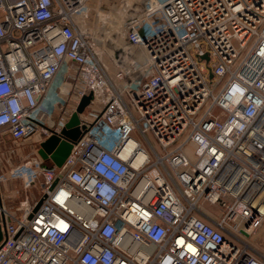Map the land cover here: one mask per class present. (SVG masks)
I'll return each mask as SVG.
<instances>
[{
    "label": "built area",
    "instance_id": "1",
    "mask_svg": "<svg viewBox=\"0 0 264 264\" xmlns=\"http://www.w3.org/2000/svg\"><path fill=\"white\" fill-rule=\"evenodd\" d=\"M102 11L0 0V134L68 140L92 95L61 167H10L43 202L0 199V264H264V0H143L120 30L145 56L113 73Z\"/></svg>",
    "mask_w": 264,
    "mask_h": 264
},
{
    "label": "rangeland",
    "instance_id": "2",
    "mask_svg": "<svg viewBox=\"0 0 264 264\" xmlns=\"http://www.w3.org/2000/svg\"><path fill=\"white\" fill-rule=\"evenodd\" d=\"M142 3L143 0H90V18L86 22L85 28H88V30L91 29V31L96 30L98 14L101 10H103L102 12L113 16V22L108 23V29L109 31L114 32L109 33V37L106 38L107 40L103 43L105 51L104 54H102L103 61L112 73L115 71L113 60H117L120 64L126 66L132 63L134 58L136 62V60H143L145 56L144 52L139 47H133L128 44L124 36V29L120 30V27H122L123 23L122 20L126 19L127 15H129L132 9H135L136 7L140 8ZM123 4L125 6L126 4L129 5V8L132 5L131 9L125 14L120 11V7H122ZM119 24L120 26L117 27ZM102 34L104 33L101 32L99 36L102 37ZM128 53H132L131 59H129L130 61L128 60L129 62L125 61V56ZM68 109L72 108L68 107ZM89 110L90 108L86 109V115ZM63 116V110L56 109L53 115V119L50 121V127L53 129L59 128V122L62 121ZM48 136L49 133H43L42 137L34 136L26 141L14 143L8 135L2 136L0 134V173H4L5 177H8L9 180H13L10 179L11 177L9 175L10 167L16 164H22L40 155L39 151L41 149V144L49 138ZM4 141L6 142L4 143ZM46 164L49 167L54 166L52 162H47ZM13 181L16 182V187H12V189L17 191V194L12 199L5 198L3 204L6 210L10 212H17L18 214H20V209L22 203L25 201V198L29 197L31 203H34L35 200L39 201L42 191L38 184L33 186L32 188L27 189L24 187L22 180L14 179ZM5 186H7V184ZM263 227L264 221L261 227L257 230V232L260 231L258 232L259 234L256 236H254V234L253 237L249 239V242L252 246L254 244L262 247V253H264V231L261 230Z\"/></svg>",
    "mask_w": 264,
    "mask_h": 264
},
{
    "label": "water",
    "instance_id": "3",
    "mask_svg": "<svg viewBox=\"0 0 264 264\" xmlns=\"http://www.w3.org/2000/svg\"><path fill=\"white\" fill-rule=\"evenodd\" d=\"M206 59H208L206 57ZM92 95L85 96L78 109L77 112L74 113L70 121L67 123L65 128L62 131V135L68 139V140H61V138L57 135H52L47 140H45L41 144V149L39 151V154L42 156L44 160H51L53 161L57 166L61 167L68 155L70 154V151L72 149V141H76L81 134V130L79 128V115L84 112L85 108L90 104ZM43 202V199H41L35 209L34 212H36L39 207L41 206ZM3 238V233L0 227V241Z\"/></svg>",
    "mask_w": 264,
    "mask_h": 264
},
{
    "label": "crops",
    "instance_id": "4",
    "mask_svg": "<svg viewBox=\"0 0 264 264\" xmlns=\"http://www.w3.org/2000/svg\"><path fill=\"white\" fill-rule=\"evenodd\" d=\"M0 175H1V177L3 178V181L0 183V199H1V202H2V204H3V202L5 201V198H10V199H12L13 197H15L16 196V194H17V191H15L14 189H12V187H16L15 186V184H16V182L15 181H13L14 179L13 178H10V179H13V180H9L8 179V177H5L4 175V173L3 174H1L0 173ZM7 184V186H5ZM26 198H29V197H26ZM25 198V199H26ZM4 205V204H3ZM5 207V206H4ZM8 211V210H7ZM10 212V211H9ZM10 213H12V214H14V215H18V213L17 212H10ZM262 231H264V227L261 229ZM261 231V232H262ZM258 232H260V231H258ZM255 233V235L254 236H256V235H258L259 233ZM253 237V236H252ZM252 237H250V239L252 238ZM253 246L256 248V249H258V250H260V251H263V249H261L262 247H259V245L257 246V245H254L253 244Z\"/></svg>",
    "mask_w": 264,
    "mask_h": 264
}]
</instances>
